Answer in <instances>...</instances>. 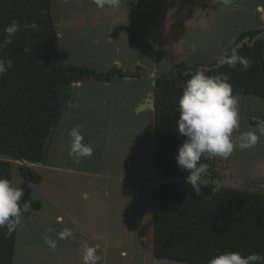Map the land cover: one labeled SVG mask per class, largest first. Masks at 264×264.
Here are the masks:
<instances>
[{
	"label": "rangeland",
	"instance_id": "obj_1",
	"mask_svg": "<svg viewBox=\"0 0 264 264\" xmlns=\"http://www.w3.org/2000/svg\"><path fill=\"white\" fill-rule=\"evenodd\" d=\"M261 8L264 0H121L115 10L92 0H53L60 64L146 73L60 85L61 116L43 161L1 156L24 190L20 206L30 204L18 226L14 264H84V244L96 247L99 264H189L154 255V189L181 177L155 171L154 108L141 106L154 100L156 77L174 63L213 67L232 53L242 32L263 30ZM235 96L233 139L250 130L259 135L264 99ZM77 126L93 148L78 162L69 156V133ZM201 162L216 174L202 177L206 182L264 193V136L227 159L202 156ZM27 166L43 176L40 183L25 177ZM49 228L55 250L43 238ZM64 228L73 235L61 240Z\"/></svg>",
	"mask_w": 264,
	"mask_h": 264
},
{
	"label": "trees",
	"instance_id": "obj_2",
	"mask_svg": "<svg viewBox=\"0 0 264 264\" xmlns=\"http://www.w3.org/2000/svg\"><path fill=\"white\" fill-rule=\"evenodd\" d=\"M53 0H0V44L4 29L12 20L35 21L38 28L23 27L4 44L0 57L13 60V67L0 76V177L13 183L11 161L41 162L45 146L61 116L58 88L93 78L110 81L114 77H139L145 69L125 70L119 66L97 71L85 65H62L59 62L60 29L52 18ZM262 30H247L253 39ZM27 47L28 52L24 49ZM233 55V52L230 54ZM239 57L251 64L246 70L239 64L231 68L228 61L207 67L209 74L226 73L234 95H254L264 99V42L245 44ZM202 63L191 66L176 62L171 69L155 79V149L156 172H170L179 180L164 182L154 189V255L189 264H209L224 252L240 251L264 255V193L204 181L200 195L187 183L188 172L176 160L185 137L179 134V97L183 85ZM24 175L35 183L43 176L31 171ZM215 178L214 172H209ZM14 184V183H13ZM17 229L11 234L0 228V264H14Z\"/></svg>",
	"mask_w": 264,
	"mask_h": 264
},
{
	"label": "clouds",
	"instance_id": "obj_3",
	"mask_svg": "<svg viewBox=\"0 0 264 264\" xmlns=\"http://www.w3.org/2000/svg\"><path fill=\"white\" fill-rule=\"evenodd\" d=\"M98 7L107 6L117 9L121 0H92ZM34 31L38 28L37 23L25 21L23 26L17 20H12L4 29L3 44L13 43L14 35L21 30ZM25 52L29 49L25 47ZM239 64L243 69L250 67L251 62L244 57H239L235 52L228 60L231 68ZM13 67L11 58L0 57V76L7 73ZM238 100L233 94V88L226 73L209 74L206 66H201L191 73L183 85L182 95L179 97L180 116L176 123L178 132L185 137L179 147L176 157L179 167L189 173L187 183H190L196 195H200L201 186H206L202 177L210 175L207 163H202V156L207 160L217 157L227 159L236 147L241 150L255 146L260 136H264V122H259L257 130L243 132L235 140L233 132L239 127ZM71 147L69 156L79 161L81 158L91 157L93 148L83 143L84 137L79 126L70 130ZM24 190L15 186L6 177H0V228H7V233L14 232L22 223V216L28 212L30 204L25 202L21 207L19 201ZM57 222H62L58 218ZM53 229H47L44 234L45 243L55 250L57 241L53 240L47 233ZM70 228H64L59 232V239L64 240L72 236ZM84 264H99L101 257L97 255L95 246L83 245L82 249ZM209 264H264V255L252 252L247 256L240 251L221 253L213 257Z\"/></svg>",
	"mask_w": 264,
	"mask_h": 264
},
{
	"label": "water",
	"instance_id": "obj_4",
	"mask_svg": "<svg viewBox=\"0 0 264 264\" xmlns=\"http://www.w3.org/2000/svg\"><path fill=\"white\" fill-rule=\"evenodd\" d=\"M259 40V43H263L264 42V27H263V30L258 34L256 35L253 39H251V36L250 35H247L245 36L243 39L239 40L234 49H233V53L235 52L238 56H239V49L244 46L245 44H249V45H254L256 43V41ZM232 56L229 55V56H226L225 58H223L220 62H218L216 65L214 66H219L225 62H227ZM76 85H78L76 83ZM147 107H152V108H155V101L152 100L148 103H145L141 106V108H147ZM26 174L30 177L31 176V171H30V168L29 166H27V169H26Z\"/></svg>",
	"mask_w": 264,
	"mask_h": 264
},
{
	"label": "bare ground",
	"instance_id": "obj_5",
	"mask_svg": "<svg viewBox=\"0 0 264 264\" xmlns=\"http://www.w3.org/2000/svg\"><path fill=\"white\" fill-rule=\"evenodd\" d=\"M263 11H264V9L263 8H261Z\"/></svg>",
	"mask_w": 264,
	"mask_h": 264
},
{
	"label": "crops",
	"instance_id": "obj_6",
	"mask_svg": "<svg viewBox=\"0 0 264 264\" xmlns=\"http://www.w3.org/2000/svg\"><path fill=\"white\" fill-rule=\"evenodd\" d=\"M78 84V83H77Z\"/></svg>",
	"mask_w": 264,
	"mask_h": 264
}]
</instances>
